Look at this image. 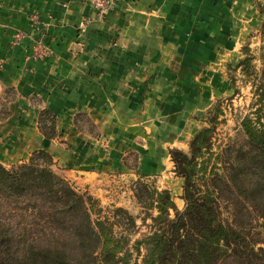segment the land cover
I'll use <instances>...</instances> for the list:
<instances>
[{
  "label": "crops",
  "instance_id": "0c3cea01",
  "mask_svg": "<svg viewBox=\"0 0 264 264\" xmlns=\"http://www.w3.org/2000/svg\"><path fill=\"white\" fill-rule=\"evenodd\" d=\"M258 1L113 0L99 20L87 0H0V97L13 92L0 164L43 150L62 173L97 176L126 169L121 158L133 155L138 173L166 176L179 197L169 149L184 146L189 114L227 90L218 52L233 60L258 35ZM175 64L182 94L171 87ZM41 111L55 117L56 138L40 132Z\"/></svg>",
  "mask_w": 264,
  "mask_h": 264
},
{
  "label": "trees",
  "instance_id": "16d2710c",
  "mask_svg": "<svg viewBox=\"0 0 264 264\" xmlns=\"http://www.w3.org/2000/svg\"><path fill=\"white\" fill-rule=\"evenodd\" d=\"M257 5L264 17V0ZM258 35L264 45V20ZM248 51L237 67L250 77L253 58ZM263 97L264 92L256 122L242 124L246 150L239 147L233 157L229 150L226 160L222 151L213 157L216 115L210 127L193 137L188 153L170 150L175 173L183 180L185 208L170 218L174 204L169 192H151L157 215L150 216L148 234L133 246L137 255L144 250L142 264H264V249L255 251L260 242L235 223L248 209L264 219ZM45 115L54 118L50 130L42 126ZM40 116L42 135L56 138L55 117L48 111ZM52 165L43 150L9 168L0 164V264H111L116 256L107 240L115 223L101 220L96 201L76 192Z\"/></svg>",
  "mask_w": 264,
  "mask_h": 264
},
{
  "label": "rangeland",
  "instance_id": "374dc122",
  "mask_svg": "<svg viewBox=\"0 0 264 264\" xmlns=\"http://www.w3.org/2000/svg\"><path fill=\"white\" fill-rule=\"evenodd\" d=\"M87 1L99 20H104L113 6L106 11H102L89 0ZM31 21L33 25L40 24L37 18L33 19L32 17ZM244 49H248L249 54L253 58L250 77L243 73L242 68L237 67L239 62L245 57ZM219 51V59L221 60L219 67L222 69L221 76H223L222 79L226 84L227 90L212 102L211 107L207 111L189 114L188 119L193 121L194 125L192 126L193 129H190L183 138L184 146L180 147L181 150L170 148L169 151L176 149L183 153H188L193 137L202 129L211 126L210 120L214 115H216V121L210 142V152L213 157L216 153L222 151L221 159L226 160L229 150H232L233 157L239 147L244 150L247 149V142L242 132V124L246 120L253 123L256 122L257 112L261 107L260 94L264 92V59L262 58L264 45L260 36L253 33V35L248 36L247 42L241 46L239 53L233 60L227 58V50L221 49ZM172 67L168 74H174L176 81H172L175 86L171 84V87L182 94L177 89L182 84V81L185 82L184 74L181 75L183 70L176 64ZM12 99L13 92L11 91H6L5 95L0 97V119L8 115V102ZM38 102V98H31V103L37 104ZM180 103L182 104L183 102L178 100V104ZM41 112L38 114L37 119L38 128H40ZM43 120L42 126L48 127V130H50L51 125L54 124V118L50 115H45ZM173 121L177 124V116L174 117ZM261 122L264 123V118L261 119ZM86 123L88 130L92 132V124L88 121ZM30 156L26 161H28ZM50 157L56 174L65 179L76 192L90 196L96 201L98 208L101 210V220L107 218L110 222L115 223L111 238L107 240L108 249L116 256L111 264H142L144 250L141 249L140 255H137L133 246L136 240H141L148 234L149 226L151 225L150 216L155 217L157 215V211L154 208L152 209L151 204V192L154 189L158 191L167 190L169 192L174 204V209L169 211L170 218H173L176 212H181L185 208V202L182 199L183 180L175 173L170 154V171L173 173L171 176L178 178L181 184V195L179 197L171 189L170 180H165L166 176L163 178L162 175L163 179H161V176H149L138 173L137 167L139 163L133 155H126L121 158L122 165L127 167L126 169H120L112 173H100L97 176L62 173L60 168L54 167L53 157L51 155ZM224 205L226 203L222 202L221 206L224 207ZM224 214L226 215V213ZM95 217L97 216H93L94 219ZM261 217L262 215L256 210L248 209L246 216L243 211L239 217H236L237 219L235 218V223L245 236L260 242L255 246V251L258 248L264 249V219ZM229 222L232 221L230 220ZM259 256L262 257L263 254H259Z\"/></svg>",
  "mask_w": 264,
  "mask_h": 264
},
{
  "label": "built area",
  "instance_id": "2783aa9c",
  "mask_svg": "<svg viewBox=\"0 0 264 264\" xmlns=\"http://www.w3.org/2000/svg\"><path fill=\"white\" fill-rule=\"evenodd\" d=\"M97 8H100L102 11H106L113 5V0H89Z\"/></svg>",
  "mask_w": 264,
  "mask_h": 264
}]
</instances>
